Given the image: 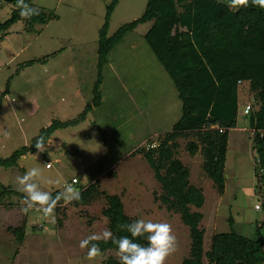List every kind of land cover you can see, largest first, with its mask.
<instances>
[{"label":"rangeland","instance_id":"rangeland-1","mask_svg":"<svg viewBox=\"0 0 264 264\" xmlns=\"http://www.w3.org/2000/svg\"><path fill=\"white\" fill-rule=\"evenodd\" d=\"M112 0H35L37 8L53 12L54 18L34 29L25 21L16 22L0 40V98L6 88L0 111V157L6 158L31 143L42 128L55 120L74 119L95 97L99 71L100 31L106 24ZM147 0H117L110 16L108 36L140 17ZM13 5L0 0V21L9 18ZM153 22L140 23L109 52L102 67V102L93 106L87 119L77 125L56 130L46 151L27 153L13 167L0 166V182L18 191L17 177L36 167L42 191H62L71 184L80 192L101 180L100 194L87 204L73 202L60 206L47 220L34 210L21 212L24 196H13L14 205L0 204V264H107L115 250H107L93 260L80 241L90 235L111 231L103 209L108 195H116L132 220L168 223L177 240L176 251L165 264H182L190 256L191 237L180 214L168 210L158 199L163 188L142 154L133 155L140 146L172 131L182 115V100L168 71L146 41ZM49 56L48 61L21 68L32 59ZM244 89V90H243ZM253 96L240 89L237 127L230 132L226 159V188L223 193L203 168V157L192 156L187 143L195 138L180 137L177 156L191 171V184L205 194L202 207L192 206L204 218L205 249L213 236L234 228L253 236L257 223L264 222V180L255 175L257 153L253 133L248 130L245 104ZM4 131L10 132L5 138ZM51 161L53 167L46 163ZM19 193H22L18 191ZM263 194H262V193ZM24 195V193H22ZM158 197V198H157ZM260 202V203H259ZM23 227L20 243L11 231ZM208 264L207 258L204 259Z\"/></svg>","mask_w":264,"mask_h":264},{"label":"trees","instance_id":"trees-1","mask_svg":"<svg viewBox=\"0 0 264 264\" xmlns=\"http://www.w3.org/2000/svg\"><path fill=\"white\" fill-rule=\"evenodd\" d=\"M4 1L14 8L9 18L0 21V40L6 37L16 22L23 19L16 8V0ZM34 1L26 0L36 7ZM116 4L117 0H112L108 5V21L100 31V72L93 102L78 117L67 121L55 120L42 128L30 144L6 158L0 157V166L18 165L19 158L37 151L34 145L39 137H44L46 145L56 130L84 121L93 106H99L102 102L101 71L110 50L140 23L152 21L153 25L145 38L179 90L182 115L172 131L140 146L133 155H143L164 191L157 198L168 210L180 214L189 228L190 256L182 264H205V258L208 264H264V222L257 223L253 236H248L234 228V217L231 215V230L216 233L210 248L205 249V230L201 227L204 215L192 210V206L204 205L205 194L201 187L191 184L190 168L177 156L179 138L194 135L195 138L187 143V149L192 156L202 155L205 172L215 181L219 191L224 192L230 132L237 127L240 89L243 87L254 98L250 103L251 109L244 115L248 119V130L253 133V148L257 153L255 175L264 180V9L249 6L232 10L227 6V0H147L140 17L108 36L109 19ZM38 9L39 15L23 19L25 29L32 30L37 24H45L56 16L53 12ZM49 58L32 59L20 67L31 66L38 61L45 63ZM9 88L0 98V108ZM100 183L101 180H97L84 187L80 192L82 200L73 201L74 205L87 204L100 194L106 195L105 191L100 190ZM58 193L55 191L51 195L54 198ZM16 195L24 196L0 182V204L8 207L14 205L15 201L10 198ZM107 198L109 205L103 212L109 218L113 236L131 238V234L119 226L135 220L126 214L118 196L108 195ZM61 205L63 201L56 207L58 212ZM259 206L264 210V198ZM11 231L20 243L24 242L26 232L23 227ZM134 242L147 246L145 237L135 238ZM98 243L101 253L118 250L111 239ZM107 264L120 262L117 256L111 255Z\"/></svg>","mask_w":264,"mask_h":264},{"label":"clouds","instance_id":"clouds-1","mask_svg":"<svg viewBox=\"0 0 264 264\" xmlns=\"http://www.w3.org/2000/svg\"><path fill=\"white\" fill-rule=\"evenodd\" d=\"M227 6L232 10H239L242 7H258L264 9V0H227ZM16 8L23 19H31L39 15V9L33 7L26 0H16ZM5 138L10 136V132L4 131ZM34 147L37 154L46 151L45 139L43 136L37 139ZM41 175L39 168L33 167L27 170L22 177H17L18 191L24 193L21 212L27 215L30 211L41 213V219L47 220L53 215L54 209L63 201L67 205L73 201L82 200L80 190L75 187L76 181L65 184L54 198L51 193L42 191L36 182ZM259 210V205L256 206ZM126 229L131 234V238L123 236L116 238L111 231H104L101 235H90L80 241V248H87V258L93 260L102 255L99 241L107 242L112 240L117 245L116 255L120 264H165L166 259L176 251L177 240L173 235L172 227L168 223H154L139 219L131 224L119 226ZM145 237L147 246L134 242L135 238Z\"/></svg>","mask_w":264,"mask_h":264},{"label":"built area","instance_id":"built-area-1","mask_svg":"<svg viewBox=\"0 0 264 264\" xmlns=\"http://www.w3.org/2000/svg\"><path fill=\"white\" fill-rule=\"evenodd\" d=\"M250 109H251V104L248 103V104L245 105L244 112L247 113ZM46 166H47L48 168H50V167L53 166V163H52L51 161H48V162L46 163ZM73 181H76V183H78V182H79V179H78L77 177H73V178H72V182H73Z\"/></svg>","mask_w":264,"mask_h":264},{"label":"crops","instance_id":"crops-1","mask_svg":"<svg viewBox=\"0 0 264 264\" xmlns=\"http://www.w3.org/2000/svg\"><path fill=\"white\" fill-rule=\"evenodd\" d=\"M86 119H87V117H86ZM86 119H85V120H86ZM49 141H51V139H50ZM48 143H49V142H48ZM48 143H47V144H48ZM47 144H46V145H47ZM46 145H45V146H46ZM52 167H53V166H52ZM50 168H51V167H50Z\"/></svg>","mask_w":264,"mask_h":264}]
</instances>
